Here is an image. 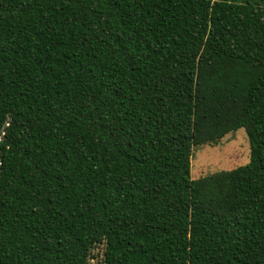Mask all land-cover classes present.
Wrapping results in <instances>:
<instances>
[{
	"label": "trees",
	"instance_id": "1",
	"mask_svg": "<svg viewBox=\"0 0 264 264\" xmlns=\"http://www.w3.org/2000/svg\"><path fill=\"white\" fill-rule=\"evenodd\" d=\"M243 129L247 164L191 179ZM264 264V0H0V264Z\"/></svg>",
	"mask_w": 264,
	"mask_h": 264
},
{
	"label": "rangeland",
	"instance_id": "2",
	"mask_svg": "<svg viewBox=\"0 0 264 264\" xmlns=\"http://www.w3.org/2000/svg\"><path fill=\"white\" fill-rule=\"evenodd\" d=\"M249 144L243 129L223 137L217 144H207L193 148L190 177L196 179L220 171H229L247 164ZM104 245H96L88 259V264H103Z\"/></svg>",
	"mask_w": 264,
	"mask_h": 264
}]
</instances>
